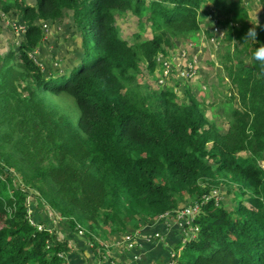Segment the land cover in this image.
<instances>
[{"label":"trees","instance_id":"1","mask_svg":"<svg viewBox=\"0 0 264 264\" xmlns=\"http://www.w3.org/2000/svg\"><path fill=\"white\" fill-rule=\"evenodd\" d=\"M201 4L1 1L2 13L13 9L25 29L15 48L0 52V264H70V233L78 223L93 239L100 219L102 228L127 212L147 221L176 209L181 196L199 200L202 195L208 199L194 218L197 235L183 243L174 223L180 236L169 247L159 243L168 258L157 264H264V71L253 59L264 44V21L257 23V41L245 42L238 32L233 49L226 47L222 67L234 105L225 131L209 122L193 96L178 101L171 82L137 87L140 61L156 71V57L168 56L172 36L200 30ZM68 10L80 30L83 57L68 73L55 76L30 52L42 41V24ZM127 10L146 15L149 38L129 43L119 36L115 15ZM239 41L247 50L238 53L249 60L230 63ZM51 94L69 96L74 110L59 107ZM6 144L22 159L21 165L13 160L16 170L9 166ZM224 182L238 189L233 209L212 190ZM26 185L39 191L29 204ZM43 202L69 221L61 225L68 227L66 233L53 218L40 223ZM141 258L135 261L142 264Z\"/></svg>","mask_w":264,"mask_h":264},{"label":"rangeland","instance_id":"2","mask_svg":"<svg viewBox=\"0 0 264 264\" xmlns=\"http://www.w3.org/2000/svg\"><path fill=\"white\" fill-rule=\"evenodd\" d=\"M1 1L0 52H4L12 45H14V48L16 47L19 40L23 37L22 33L25 25L22 23L20 15L15 13L13 9L8 14L2 13ZM30 1L33 2L34 0H26L29 3ZM201 5L199 12H201L200 16L203 18L201 19L200 30L185 37L174 38L172 36L171 47L167 56L170 60L169 67L175 72V70H180L185 55L193 47L192 52L198 55V70L191 77H185L180 74L172 75L169 82L178 91V101L185 102L188 100V95L193 96L203 107V112L209 122L223 132L232 121L230 110L234 105L233 99L230 98L231 89L227 73L222 67V62L224 63L226 60V55H224L226 47L230 46V50H232L236 42L235 34L240 32L245 36L249 28L254 27L261 20L264 21V16L260 0H202ZM221 5L226 10H223ZM236 11L239 16L236 15L235 17ZM145 16V14L139 16L130 10L116 13V26L119 36L129 43L137 41L138 38H149L153 32ZM215 23L220 26L221 33L218 30H213ZM42 26L44 30L42 41L37 47H34L30 55L45 71L46 69L50 70L55 76L68 73L83 57L80 30L77 28L74 19H72L71 11L68 10L56 20L45 21ZM228 36L231 37L230 41L227 39ZM239 42L240 46H235L236 49L231 54L230 63H236L238 58H243L244 61L249 60L245 52L238 53V50H247V48L244 49L245 42ZM190 55L187 56V59ZM146 67V63L140 61L136 72L137 87L141 90L145 89L146 86H162L157 81L159 73H156V71L151 72ZM50 98L57 102L59 107L65 108L69 112L74 110L72 99L69 96L51 94ZM4 148L11 152L12 156L10 157L11 163L9 166L16 170V164L13 160L18 158L19 165H21L20 154L14 153L16 151L10 144H6ZM260 164L264 168V156L260 158ZM18 182H22L20 177H18ZM38 184L45 186L40 181ZM26 188L28 189L26 200L29 204L31 201L34 202L33 193L39 191L36 185L27 186ZM212 190H216L217 197H222L223 204L227 208L233 209L236 202L234 194L238 190L236 186L224 182L212 186ZM192 199L193 197L191 196H181L177 200L176 209L153 215L147 221L142 220L144 218L141 215L138 216L134 212H127L123 214V219L116 220L114 224H104L102 228V219H100L101 222L95 223L98 233L93 235V239L85 234V228L81 226L82 229L80 231L76 230L74 232V230H71V240L76 247V252H80L83 264H106V260H108L109 255H112V251L117 247L121 248L120 246L127 242V236L136 233H148L149 231L144 230L146 227H150L153 223L156 225L159 220H166V218L172 216V212L189 206ZM40 207L41 209L38 211L40 223L45 221L47 224L53 218L60 226L62 223L69 225V221L60 214L58 209L50 207L46 202L40 204ZM136 219H138V223L133 225ZM169 224V226L174 225L172 221H169ZM66 229H68L66 226L59 227L60 231ZM66 232L64 231L63 233ZM184 232L188 234L190 229L187 230L186 227ZM75 233H77L78 237ZM70 245L74 248L72 244ZM86 252H92V256H87ZM108 261V264H117L116 260Z\"/></svg>","mask_w":264,"mask_h":264},{"label":"built area","instance_id":"3","mask_svg":"<svg viewBox=\"0 0 264 264\" xmlns=\"http://www.w3.org/2000/svg\"><path fill=\"white\" fill-rule=\"evenodd\" d=\"M214 25L215 26L213 30L214 31L218 30V32L221 33L220 26H218L217 23H215ZM192 48L188 51V54L185 55L183 65L180 67V70L179 69L177 71L175 70V72L173 69L171 70L169 67V61H170L169 58L164 56L163 53H158L156 60L159 62V66L156 71H158L157 73H159V76H157V81L159 84H165L169 82L170 79L172 78V75L176 76L180 74L185 77H191L194 74H196L198 70L197 68L198 55L192 52ZM189 54L191 55L187 59V56ZM207 199L208 197L204 195H202L199 200L193 199L192 201H190L189 206H185L181 209L176 210L175 212H172V216H169L168 218H166V220L165 219L163 220L167 225H170L169 221H172L173 223L177 224V226H179L182 234L181 239L183 243H185V241H187L189 238L195 237L197 235L199 230V225L195 223L194 218L196 214L201 210L202 204H204L207 201ZM77 227H78L77 230L79 231L80 229H82L80 224H78ZM186 227L187 230L190 229V232L188 234L184 232V228ZM153 237L159 239L161 238L160 233L157 231L153 233L148 232L145 234L136 233L127 236L126 237L127 242L122 246L124 247L126 245L127 247H131L134 245L135 247L137 245H140L141 241L144 240L149 241ZM59 254L61 255V253ZM134 257H137V255H134Z\"/></svg>","mask_w":264,"mask_h":264},{"label":"crops","instance_id":"4","mask_svg":"<svg viewBox=\"0 0 264 264\" xmlns=\"http://www.w3.org/2000/svg\"><path fill=\"white\" fill-rule=\"evenodd\" d=\"M164 225L166 224L162 220H159L156 222V225L153 223L150 227H146L144 229L151 233L156 231L159 232L161 236L160 240H154L153 238H151L149 241H141V244L135 247L134 245L131 247H127L126 245L124 247L120 246L121 248L117 247L112 251V255L108 256V260H116L117 264H139L135 261V259H138L140 257L139 254L142 255V264H157V261L159 260H167L168 254H163L162 249L158 245L160 242H162L160 244H163L165 247H169L170 244H173L176 240H178L180 231L179 228L175 225H166V227ZM75 235L78 237L77 234ZM70 244L73 245V242L71 240V233ZM86 255L91 257L92 252H88ZM134 255H137V257H134ZM68 259L70 261V264H83V259L81 258L80 252H76L75 246L71 255L68 256ZM108 260H106V264L109 263Z\"/></svg>","mask_w":264,"mask_h":264},{"label":"clouds","instance_id":"5","mask_svg":"<svg viewBox=\"0 0 264 264\" xmlns=\"http://www.w3.org/2000/svg\"><path fill=\"white\" fill-rule=\"evenodd\" d=\"M259 27V24H255L254 27L249 28L247 33L244 36V41H257V31L256 28ZM253 59L258 62L260 65V68L262 71H264V44H261L260 47H258L254 54H253ZM192 201V200H191Z\"/></svg>","mask_w":264,"mask_h":264}]
</instances>
